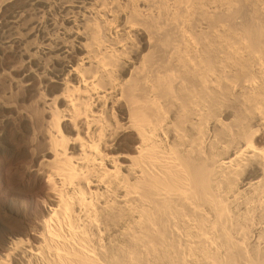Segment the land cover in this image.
<instances>
[{
  "label": "bare ground",
  "instance_id": "1",
  "mask_svg": "<svg viewBox=\"0 0 264 264\" xmlns=\"http://www.w3.org/2000/svg\"><path fill=\"white\" fill-rule=\"evenodd\" d=\"M3 12L32 51L15 87L48 89L50 159L27 221L21 195L0 204V264H264V0Z\"/></svg>",
  "mask_w": 264,
  "mask_h": 264
},
{
  "label": "rangeland",
  "instance_id": "2",
  "mask_svg": "<svg viewBox=\"0 0 264 264\" xmlns=\"http://www.w3.org/2000/svg\"><path fill=\"white\" fill-rule=\"evenodd\" d=\"M11 1L0 0V20L4 15L3 8L9 5ZM18 26L19 29L17 26L10 30H7V28L3 29L4 35L2 34L3 37H0V128H2L6 138L7 147H11L14 150V153L6 157L0 154V162L3 164L0 177L7 179L6 185L2 187L3 179L0 178V184L2 183L0 186V204L6 201L11 194L21 195L25 202V212L27 215L25 221H27L32 212L44 204L43 190L49 186L47 185L46 178L36 174L33 169L37 168L38 165H45L48 157V160L50 159L49 154H45L44 158L41 157L44 151L48 149L46 125L47 120H49V111L46 104L50 102V97L46 96L48 89L40 84V79L34 80L35 90L31 96H28L22 88L15 87V82L20 80L19 67L22 61L18 53H24L23 58L28 59V57L31 58L29 54L32 52L31 45H26L24 42L27 40V36L23 34L25 32L23 25ZM8 33L11 34L8 35ZM10 37H12V41L15 40L14 43H11L12 45L6 42ZM18 41H23V44L18 43ZM2 45L4 48H2ZM5 46L8 48L6 49ZM26 46L29 47L28 50ZM24 47L25 49H22ZM5 50L8 51L5 52ZM35 177H38L40 180V188L35 189L33 187ZM35 207L36 209H34ZM0 220L8 228L16 226L13 220L3 219L1 213Z\"/></svg>",
  "mask_w": 264,
  "mask_h": 264
}]
</instances>
